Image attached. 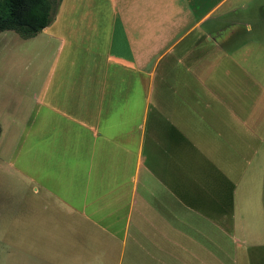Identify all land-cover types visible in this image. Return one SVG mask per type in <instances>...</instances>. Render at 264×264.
Segmentation results:
<instances>
[{
	"label": "crops",
	"instance_id": "1",
	"mask_svg": "<svg viewBox=\"0 0 264 264\" xmlns=\"http://www.w3.org/2000/svg\"><path fill=\"white\" fill-rule=\"evenodd\" d=\"M251 1L60 0L24 40L29 264H264Z\"/></svg>",
	"mask_w": 264,
	"mask_h": 264
},
{
	"label": "rangeland",
	"instance_id": "2",
	"mask_svg": "<svg viewBox=\"0 0 264 264\" xmlns=\"http://www.w3.org/2000/svg\"><path fill=\"white\" fill-rule=\"evenodd\" d=\"M263 4L264 0L251 1V11L256 12ZM244 39L252 43L263 42L264 31L250 32ZM26 45L13 32L0 33V264H29L32 261L27 254L28 225L33 226V223L28 224L27 218L26 138L22 132L29 104L28 84L34 77L28 70ZM257 107H264V96L259 97ZM53 226L47 223L45 230L55 238ZM46 249L47 255L55 251L50 246ZM47 257L46 264L54 261ZM38 260L43 261V257Z\"/></svg>",
	"mask_w": 264,
	"mask_h": 264
},
{
	"label": "trees",
	"instance_id": "3",
	"mask_svg": "<svg viewBox=\"0 0 264 264\" xmlns=\"http://www.w3.org/2000/svg\"><path fill=\"white\" fill-rule=\"evenodd\" d=\"M60 0H0V33L35 36L53 20Z\"/></svg>",
	"mask_w": 264,
	"mask_h": 264
}]
</instances>
